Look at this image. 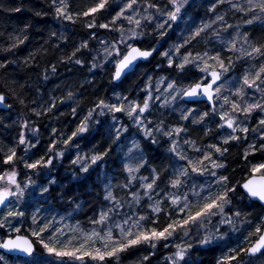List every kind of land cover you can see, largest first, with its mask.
Masks as SVG:
<instances>
[{"label": "snow or ice", "instance_id": "snow-or-ice-1", "mask_svg": "<svg viewBox=\"0 0 264 264\" xmlns=\"http://www.w3.org/2000/svg\"><path fill=\"white\" fill-rule=\"evenodd\" d=\"M46 2L50 11L35 15L61 22L63 31L50 33L58 49L69 43V26L86 30L60 63L86 69L96 98L82 106L83 91L68 86L26 101L17 82L5 80L0 111L18 104L23 114L0 120L3 131L18 129L12 139L0 136V261L124 264L141 253L132 264L161 257V264H203L193 253L212 246L214 264H264V0ZM192 8L204 14L194 17ZM30 27L0 33L4 72L20 66L9 56L29 40ZM35 61L30 52L23 63ZM98 72L107 74V88L96 85ZM137 75L130 90L120 88ZM61 107L79 123L51 127L40 153L39 120ZM241 145L237 179L226 161ZM73 150L68 183L90 196L94 190L97 203L71 195L52 174ZM37 245L43 260L35 259Z\"/></svg>", "mask_w": 264, "mask_h": 264}, {"label": "trees", "instance_id": "trees-1", "mask_svg": "<svg viewBox=\"0 0 264 264\" xmlns=\"http://www.w3.org/2000/svg\"><path fill=\"white\" fill-rule=\"evenodd\" d=\"M21 7L23 10L21 12H12L9 11L11 8ZM49 12L50 9L48 7V3L46 0H0V33H2L5 29L8 31H12L13 29L23 28L25 24L31 25L28 30L29 40L25 45L21 46L19 53L16 57L9 56V59H16L19 62V67L15 64L8 68L7 72L0 69V90H5V80L7 79L8 84L12 85L13 81L17 83L13 85L16 88L17 92H21L26 101H31L35 99L38 94H44L45 99H47L49 94H54L56 96H60L65 94L69 89L68 86H71L73 91L81 90L83 91V98L81 100V104L91 106L89 101L95 100L96 97L92 96L93 88L89 87L84 83L85 77L91 80L93 77L87 73L86 69H81L79 66H73L71 64H61L60 59L65 54L71 52L73 45H78L81 38L84 36L86 30L82 28V26H69V30L65 32V35L69 37V43L67 47L57 48L56 45L61 43V41L52 38L50 39V33L52 31H63V25L61 22L55 20L51 14L45 16H36V12ZM190 14L194 17L202 16L204 14L203 8H192L190 9ZM199 20H197V23ZM259 31V30H257ZM45 41H48L47 43ZM95 42H93L94 44ZM39 50V51H37ZM32 52L36 55L35 64L38 67H29L25 66L23 61L24 58L28 56V54ZM5 55L4 53H0V56ZM155 61H153V64ZM52 64H56L57 73H51ZM45 69L48 70V80L43 79V74ZM143 71V69H141ZM139 75V73H138ZM138 75L131 77L124 84L120 85V88L131 89V87L137 82ZM96 85L103 83L107 88L108 84V76L106 73L98 72L95 77ZM20 85H24V89H21ZM81 85H83V89H81ZM39 89V93L37 92ZM119 90V89H117ZM98 95H104V92L101 91ZM11 98H10V101ZM195 106V105H190ZM202 107V106H201ZM26 111V110H25ZM86 111V108H85ZM63 113V115H60ZM71 108L70 107H61L58 113H55L52 116H46L39 120L38 127L40 129L41 134V144L39 146L38 152L42 153L47 144L49 143V134L51 132V127H57L62 131H68L69 129H74L75 125L79 123L78 120H73L71 116ZM17 114H23L21 106L18 104L14 105V109L11 113L6 111H0V120H5V122L11 123V121H7L6 117L8 115L12 116V119L15 120ZM18 129L14 127H10L8 131H3L0 129V136L5 137L7 139H12L13 136L17 134ZM193 135L202 136L203 133H193ZM84 145L83 148H90L91 145L87 144L84 141L80 142ZM243 145L239 147H233L230 154L227 157V163L230 165L229 174H231V169L233 167L237 168L236 178L239 179V168L236 165L235 160L237 159V154L242 151ZM75 151L71 154L67 155L61 164L57 161L55 168L52 170V174L56 177L58 181L62 184L68 186L71 195H79L82 199L88 200L90 203H97L94 199L95 191H92V195H88V189H85L79 185L69 184L68 182L71 180V172L72 166L70 164V160L74 157ZM115 159V155H113V160ZM21 171H25L21 166ZM27 176V175H26ZM40 181L42 178L33 177ZM22 180V175L19 177ZM95 179V173H93L92 179L88 182L89 184ZM54 207L57 204H53ZM87 211V205L85 208ZM249 212H258L259 209H247ZM78 219L84 220L86 219L83 215V212L80 214ZM41 253L39 246L37 245V254ZM164 253V249L161 248L160 253H158V257H161V254ZM141 253H137L136 256H139ZM194 257H197L199 260L203 262V264H214V259L217 255H219L218 251H213L212 246L208 247L206 251H200L193 253ZM136 256H128L124 264H132V262L136 259ZM10 260L11 258H7ZM162 259V257H161ZM161 259H153V264H161ZM0 264H4L0 261ZM257 264H260L257 261Z\"/></svg>", "mask_w": 264, "mask_h": 264}, {"label": "rangeland", "instance_id": "rangeland-1", "mask_svg": "<svg viewBox=\"0 0 264 264\" xmlns=\"http://www.w3.org/2000/svg\"><path fill=\"white\" fill-rule=\"evenodd\" d=\"M191 104H189L188 106L189 107H192V106H190ZM88 149L89 148H83L82 149V151H88ZM72 152H74V150L72 151ZM25 174L24 175H22V180L23 181H25L26 180V178H27V170H25V171H23ZM22 181V182H23ZM38 191V190H37ZM73 223H75V221H72ZM39 246V245H38ZM35 259H37V260H43L44 259V257L41 255V253H39V254H36V257H35ZM3 262V261H2ZM4 263V262H3ZM9 264H18V262H16V261H14L12 258L9 260Z\"/></svg>", "mask_w": 264, "mask_h": 264}, {"label": "water", "instance_id": "water-1", "mask_svg": "<svg viewBox=\"0 0 264 264\" xmlns=\"http://www.w3.org/2000/svg\"><path fill=\"white\" fill-rule=\"evenodd\" d=\"M16 255H18V254H15V253H14V254H12V256H16Z\"/></svg>", "mask_w": 264, "mask_h": 264}]
</instances>
